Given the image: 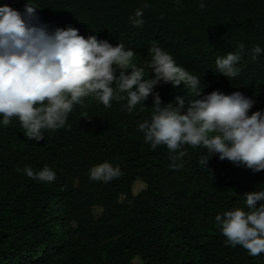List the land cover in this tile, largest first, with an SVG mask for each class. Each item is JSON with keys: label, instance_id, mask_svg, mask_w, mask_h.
<instances>
[{"label": "trees", "instance_id": "obj_1", "mask_svg": "<svg viewBox=\"0 0 264 264\" xmlns=\"http://www.w3.org/2000/svg\"><path fill=\"white\" fill-rule=\"evenodd\" d=\"M148 2L139 28L129 17L145 0H34L33 22L50 33L71 26L85 38L123 43L146 73L149 49L158 45L200 77L203 94L239 91L255 100L251 111L264 109V54L251 56L255 45L264 48V0H205L203 9L199 0ZM25 3L0 0L20 11ZM240 43L241 71L229 80L215 72V59ZM156 91L163 102L192 98L182 84ZM83 99L65 127L45 130L39 142L24 135L15 117L0 126V264H264V253L250 256L242 246H227L214 220L217 213L247 210L244 194L264 190V170L254 173L216 155L203 167L205 149L188 145L183 168L172 170L166 146L153 150L137 131L150 119L151 97L131 113L126 100L105 108L94 97ZM104 161L119 165L122 175L91 180L90 167ZM45 165L55 171V182L32 180L23 171ZM136 181L144 189L134 195Z\"/></svg>", "mask_w": 264, "mask_h": 264}, {"label": "clouds", "instance_id": "obj_2", "mask_svg": "<svg viewBox=\"0 0 264 264\" xmlns=\"http://www.w3.org/2000/svg\"><path fill=\"white\" fill-rule=\"evenodd\" d=\"M173 3L180 5L181 0ZM149 6L145 0L129 17L132 26H143V12ZM199 7H206L205 0H199ZM37 8L34 0H26L23 11L0 6V126H8L15 117L24 135L39 142L45 138V130L65 127L69 114L75 106H83L85 97H94L105 108H110L114 99L126 100L129 113L151 97L150 119L139 123L137 131L153 150L166 146L170 169L183 168L188 145L205 149L199 160L203 167L216 155L254 173L264 170V109L251 111L253 98L239 91L203 94L207 85L201 86L200 77L155 44L149 49L150 72L146 73L133 62L136 53L123 43L113 46L95 35L85 38L71 26L50 33L47 26L33 22ZM244 50L240 43L236 51L218 56L215 72L229 80L238 76ZM262 54L264 48L259 44L251 50L253 60ZM182 83L191 92V99L177 95L163 102L156 91L162 84L176 88ZM23 171L41 183L56 180L55 171L47 165L39 171L31 166ZM88 175L91 180L107 183L118 179L122 170L104 161L90 167ZM244 196L247 210L217 213L214 220L227 246H242L250 256H258L264 253V190Z\"/></svg>", "mask_w": 264, "mask_h": 264}, {"label": "rangeland", "instance_id": "obj_3", "mask_svg": "<svg viewBox=\"0 0 264 264\" xmlns=\"http://www.w3.org/2000/svg\"><path fill=\"white\" fill-rule=\"evenodd\" d=\"M151 59V57H150ZM149 59V60H150ZM148 60V61H149ZM148 61H145L144 64L147 66L148 64ZM183 85V83H182ZM184 86V85H183ZM185 87V86H184ZM144 189V184L141 182V181H136L133 185V194L136 195L137 193H139L141 190ZM134 264H141L139 260H135L134 261Z\"/></svg>", "mask_w": 264, "mask_h": 264}]
</instances>
